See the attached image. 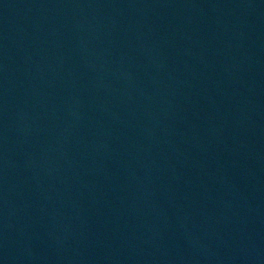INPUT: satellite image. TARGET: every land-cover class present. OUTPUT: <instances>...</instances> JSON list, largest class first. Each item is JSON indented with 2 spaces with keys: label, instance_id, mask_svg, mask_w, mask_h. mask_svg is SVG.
<instances>
[{
  "label": "water",
  "instance_id": "obj_1",
  "mask_svg": "<svg viewBox=\"0 0 264 264\" xmlns=\"http://www.w3.org/2000/svg\"><path fill=\"white\" fill-rule=\"evenodd\" d=\"M0 264H264V0H0Z\"/></svg>",
  "mask_w": 264,
  "mask_h": 264
}]
</instances>
